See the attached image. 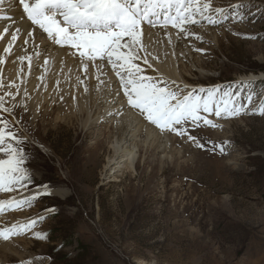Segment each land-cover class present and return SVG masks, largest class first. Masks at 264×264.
Masks as SVG:
<instances>
[{"label": "rangeland", "instance_id": "obj_1", "mask_svg": "<svg viewBox=\"0 0 264 264\" xmlns=\"http://www.w3.org/2000/svg\"><path fill=\"white\" fill-rule=\"evenodd\" d=\"M214 1V7H223L221 0ZM234 1L226 9L241 2L255 5L256 22L250 24V12L242 21L230 19L212 26L224 28L228 35L220 45H213V51L196 50L203 58V72L196 69L187 79L222 91L232 87L238 93L237 104L247 110L227 119L209 116L214 128L203 124L189 128L203 148L170 133L176 148L192 151L174 165L166 162L164 169L156 158L141 153L136 175L109 182L102 173L112 157L113 134L107 131L100 136L105 125L86 135L77 121L70 125L32 122L27 113L15 110L21 121L16 123V116L8 119L0 113L18 131L22 125L27 127L22 147L34 177L30 187L35 191L37 185H49L50 194L40 196L23 217L54 210L40 227L39 232L46 234L37 240L18 238L26 251L10 256L7 264L29 260L32 264L36 260L44 264H264V115L259 111L264 105V83H240L246 76L264 74V16L260 15L264 0ZM204 44L212 46L208 40ZM247 84L254 87L236 88ZM228 122L234 124L226 139L216 137ZM99 138L105 149L89 160L86 148ZM214 145L223 146L224 152ZM55 190L68 191L69 196L54 195Z\"/></svg>", "mask_w": 264, "mask_h": 264}, {"label": "snow or ice", "instance_id": "obj_2", "mask_svg": "<svg viewBox=\"0 0 264 264\" xmlns=\"http://www.w3.org/2000/svg\"><path fill=\"white\" fill-rule=\"evenodd\" d=\"M253 7L243 4L231 9L214 7L212 0H0V20L16 23L14 30L5 26L0 32V41L4 42L0 65L9 58L11 63L18 61L20 65L17 78L10 82L4 79L0 69V113L16 116L14 109L18 103L28 111L27 102L32 96L25 86L26 77L40 68L34 60L38 61L42 55L51 56V46L55 45L64 49L66 55L78 58L83 78L76 75V81L84 86L85 93L88 78L94 76L97 88L113 100L116 111L109 113L112 118L127 111L137 118L134 121L137 126L150 125L160 133L186 137L203 148L189 128L194 130L201 124L214 128L216 125L209 116L227 119L247 109L244 104H237L234 97L238 93L232 87L224 91L218 86L189 88L159 74L153 64L159 60V54L152 45L160 40L158 32L153 30L167 32L170 27L178 35H194L192 26L223 25L230 19L239 22L250 12L256 16ZM16 12L18 15L10 14ZM168 42H172L170 34ZM49 64V59H43L44 72ZM146 69H152L153 74H147ZM38 79L36 90L47 91L44 74ZM56 83L58 86L59 78ZM240 87L251 89L254 85L236 86ZM21 94L22 99L18 100ZM63 98L61 94L59 100ZM247 99L250 103L252 94ZM259 111L264 115V105ZM20 122L16 116V123ZM26 133V126L22 125V131H18L15 124L0 115V193H28L0 201V213L6 209L31 208L41 195L50 194L47 184L35 186V191L30 187L34 185V177L27 166L29 156L22 147ZM215 147L224 152L223 146ZM43 219V216L31 217L22 223L0 227V239L7 241L29 233ZM43 236V232L35 233L37 239Z\"/></svg>", "mask_w": 264, "mask_h": 264}, {"label": "bare ground", "instance_id": "obj_3", "mask_svg": "<svg viewBox=\"0 0 264 264\" xmlns=\"http://www.w3.org/2000/svg\"><path fill=\"white\" fill-rule=\"evenodd\" d=\"M221 1L223 8L229 7L230 0ZM247 3L241 2L237 4L248 6ZM215 4L218 5V3ZM5 7H7V5H5ZM10 14L18 15V12ZM255 18L257 17L253 16L250 20ZM20 23H23V21H20ZM5 26H9L10 30H14L16 23L15 21L0 20V32H2ZM238 27V25L233 26V29L238 30ZM223 29L222 27L212 29L211 25H205L203 28L192 26L191 31L196 33L199 37L201 36V38L204 39L202 42L193 38L186 39L184 38L186 36L183 34L178 35L175 29H168L167 32L164 30H153L154 32H158L157 38L160 40L159 44L154 43L152 45L153 50L159 54V60L153 61L154 66L158 69V73L169 80H175L179 84L187 85L188 87L207 86L204 84H191L187 76H192L196 69L199 71L203 70L201 67L202 64L200 63V59L203 58L199 53H196V50L205 51L210 49L213 51L214 46L220 45L222 42L221 40L228 35L226 33L227 31ZM230 31H232V29H230ZM169 34L171 35V43L168 42ZM191 36L194 35H190V37ZM184 39L189 41L181 42V40L184 41ZM207 40L211 42L212 46L210 48L201 46L202 44L205 45L204 43ZM3 46L4 42L0 41V51H2ZM51 47L53 49L51 56L42 55L38 61L34 60V63L40 64V68L35 71V74H30L26 77L25 86L32 96V99L27 102L28 111H24V105L19 103L16 104L14 111L21 110L27 113L32 122L41 120L43 122L50 121L52 124L62 123L70 125L77 121L81 123L83 130H86V135H89L92 129L99 128L102 124L105 125L99 133L100 136L106 134L107 131L112 133L113 136L110 138V153H112V157L108 160L105 171L102 173V177L105 176L104 180L109 179V182H116L120 176L129 174L133 177L136 175L138 171V160L141 153L151 158H156V163H159L164 169L166 168V162L174 165L175 161L183 160L192 153V151L188 149L180 150L176 148L174 140L169 136L170 133H160L159 130L157 131L150 125L147 127L143 124L137 126L136 123H134L137 118L127 111L123 115L112 118L109 113L115 112L116 107L114 106L113 100L105 95L104 90L97 88L94 76L88 78V92L85 93L83 90L84 86L76 81V75H80L83 78V72L79 69L78 58L66 55L65 50L60 49L58 46L52 45ZM165 53H167V55H165ZM10 59L11 58L6 60L3 65H0L4 79L9 82L11 79L17 78V73L20 68L18 61L11 63ZM43 59L50 60L47 72H44ZM141 66L146 67L144 65ZM108 70L110 71V69ZM146 71L147 74H153L152 69H146ZM42 73L47 83V91H44L43 88L39 91L36 90V85L40 83L38 77ZM57 78H59L58 86L56 83ZM113 79L115 78L113 77ZM263 80L264 74H259L246 76V78L241 81L250 83L251 81L260 82ZM61 94H63L64 97L62 101L59 100ZM73 96L76 97L75 100L72 98ZM19 99H22V94L21 97H18V100ZM231 124L234 123H226L224 130L222 132H216L214 135L220 139H226ZM95 141L93 145L86 148V153L89 152V160L96 158L94 156L101 148L103 150L105 149L104 143L100 138ZM231 157V161H237L233 156ZM81 160L83 159L81 158ZM164 169L162 168V170ZM52 193L63 198L69 196V192L65 190H55ZM23 216L24 214L18 216L20 221L28 218H24ZM5 217L6 216H0V224L3 223L2 221ZM26 248L27 246L23 244V240L16 239L13 241V239L10 238L5 241L0 239V264L9 263L6 260H10V256L12 255L21 256L19 251H26ZM36 262L37 264H44L43 260H36Z\"/></svg>", "mask_w": 264, "mask_h": 264}]
</instances>
